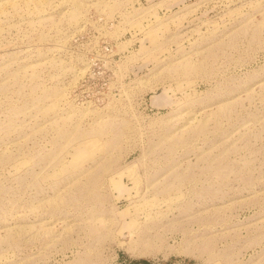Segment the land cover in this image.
<instances>
[{
    "label": "rangeland",
    "instance_id": "rangeland-1",
    "mask_svg": "<svg viewBox=\"0 0 264 264\" xmlns=\"http://www.w3.org/2000/svg\"><path fill=\"white\" fill-rule=\"evenodd\" d=\"M0 264H264V0H0Z\"/></svg>",
    "mask_w": 264,
    "mask_h": 264
}]
</instances>
